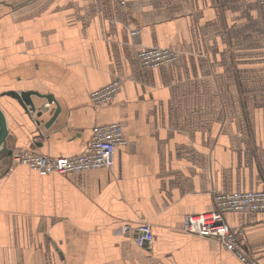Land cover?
<instances>
[{
    "label": "crops",
    "instance_id": "crops-1",
    "mask_svg": "<svg viewBox=\"0 0 264 264\" xmlns=\"http://www.w3.org/2000/svg\"><path fill=\"white\" fill-rule=\"evenodd\" d=\"M151 46L180 53L143 67L138 50ZM117 76L116 99L94 105L90 92ZM9 90L53 94L62 110L45 127L55 103L34 97L50 107L38 124ZM0 105L9 130L0 146V264H243L182 224L214 207L213 190L264 191V5L0 0ZM108 122H120L128 140L111 168L41 174L8 153L79 154L93 126ZM225 216L264 264V210ZM144 221L151 251L121 231Z\"/></svg>",
    "mask_w": 264,
    "mask_h": 264
},
{
    "label": "built area",
    "instance_id": "built-area-1",
    "mask_svg": "<svg viewBox=\"0 0 264 264\" xmlns=\"http://www.w3.org/2000/svg\"><path fill=\"white\" fill-rule=\"evenodd\" d=\"M264 5V0H256ZM139 33L138 26H132L131 34ZM180 50L174 46L143 47L138 50L139 63L143 67H156L171 62L179 56ZM124 78L117 76L106 85L92 90L90 101L98 106L112 102L122 89ZM128 140L120 122L96 123L91 132L90 140L82 153L72 156H52L27 149L11 151L14 162L25 164L41 174H68L77 171L98 168H111L115 162V151ZM214 208L198 214H186L182 229L190 234L211 238L218 241L224 248L231 251L243 264H260L257 258L245 248V230L232 226L225 218L228 212L264 210V191L247 190L222 193L213 190ZM125 235L136 233V244L148 251L153 249L154 232L150 223L144 221L138 225L125 222L121 226Z\"/></svg>",
    "mask_w": 264,
    "mask_h": 264
},
{
    "label": "water",
    "instance_id": "water-1",
    "mask_svg": "<svg viewBox=\"0 0 264 264\" xmlns=\"http://www.w3.org/2000/svg\"><path fill=\"white\" fill-rule=\"evenodd\" d=\"M6 94L11 95L14 98L18 99L20 104L26 109V111L30 114L32 118H34V120L38 124H40V122L41 123L43 122L41 120V117L45 112H48L50 110V107L44 105L42 107L37 108V106L35 105L34 97L44 96V98L47 100L49 105L55 103V108L51 112L52 113L51 117L49 118V120H47V122H45L44 125L45 127H49L51 124H53L57 120L62 110L61 106L59 105L58 101L55 99L53 94L43 95L35 90H24L21 92H18L17 90H9L6 92ZM33 113H35V116H32ZM8 132L9 130L7 125L6 114L0 105V146L6 141ZM8 153H11V150H9Z\"/></svg>",
    "mask_w": 264,
    "mask_h": 264
},
{
    "label": "rangeland",
    "instance_id": "rangeland-1",
    "mask_svg": "<svg viewBox=\"0 0 264 264\" xmlns=\"http://www.w3.org/2000/svg\"><path fill=\"white\" fill-rule=\"evenodd\" d=\"M25 6V5H24ZM22 9H24V8H21V10ZM19 11H20V9H19ZM130 34H131V29H130ZM138 35H139V33L137 34V35H130L131 36V41L133 40V41H135L136 39H137V37H138Z\"/></svg>",
    "mask_w": 264,
    "mask_h": 264
},
{
    "label": "bare ground",
    "instance_id": "bare-ground-1",
    "mask_svg": "<svg viewBox=\"0 0 264 264\" xmlns=\"http://www.w3.org/2000/svg\"><path fill=\"white\" fill-rule=\"evenodd\" d=\"M262 191H263V190H262ZM222 193H231V192H222ZM213 208H214V207H213ZM213 208H212V209H213ZM212 209H211V210H212ZM236 212H237V211H236ZM242 212H247V211H242ZM196 214H198V213H196ZM225 215H226V214H225ZM225 218H226V216H225ZM129 223H130V222H129ZM148 223H149V222H148ZM228 223H229V222H228ZM130 224H131V223H130ZM150 224H151V223H150ZM229 224H230V223H229ZM131 225H133V224H131ZM151 226H152V224H151Z\"/></svg>",
    "mask_w": 264,
    "mask_h": 264
}]
</instances>
